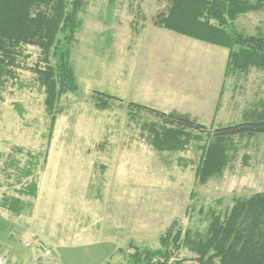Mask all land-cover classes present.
Masks as SVG:
<instances>
[{
    "label": "rangeland",
    "instance_id": "1",
    "mask_svg": "<svg viewBox=\"0 0 264 264\" xmlns=\"http://www.w3.org/2000/svg\"><path fill=\"white\" fill-rule=\"evenodd\" d=\"M169 3L80 0L66 44L77 88L59 93L51 109L32 71L47 65L40 49L22 47L5 69L12 76L0 87V250L15 264H36L37 243L58 264H127L132 245L158 252L162 239L168 254L154 264H198L185 238L203 236L235 198L264 194V135L227 143V167L202 182L196 171L211 138L159 151L152 129L160 123L128 108L188 114L212 131L264 105V72L228 73L227 49L156 24ZM263 27L264 8L240 16L234 29L254 35ZM97 92L120 101L103 108ZM31 184L35 197L23 193ZM10 200L20 201L18 215Z\"/></svg>",
    "mask_w": 264,
    "mask_h": 264
},
{
    "label": "trees",
    "instance_id": "2",
    "mask_svg": "<svg viewBox=\"0 0 264 264\" xmlns=\"http://www.w3.org/2000/svg\"><path fill=\"white\" fill-rule=\"evenodd\" d=\"M79 3L80 0H0L1 88L12 76L5 69L14 66L22 47L29 46L40 49L47 64L44 70H32L39 75L40 85L45 87L47 108L54 106L61 92L76 91L66 44L74 38ZM263 8L264 0H170L167 12L157 16L156 24L227 49L228 73H248L251 69L264 72V27L257 28L254 35L234 29L240 16ZM49 57L54 61L52 65ZM93 99L103 108L110 101H120L98 92ZM128 108L146 113L160 123L158 129H152L154 147L159 151L181 150L187 141L209 136L211 142L196 171L202 182L220 176L227 167V143L236 138L264 135V105L246 112L241 123L212 131L188 114L163 113L136 103H129ZM23 193L35 197L36 186L31 184ZM7 202H11L8 205L4 201L8 209L18 215L20 201ZM185 240L184 244L196 255L198 264H264V194L235 198L226 213L212 216L203 236H188ZM161 247L163 250L153 252L132 245L133 252L128 254L127 264H154V258L168 254L163 239Z\"/></svg>",
    "mask_w": 264,
    "mask_h": 264
},
{
    "label": "built area",
    "instance_id": "3",
    "mask_svg": "<svg viewBox=\"0 0 264 264\" xmlns=\"http://www.w3.org/2000/svg\"><path fill=\"white\" fill-rule=\"evenodd\" d=\"M38 247H36L37 252L39 254L38 261L36 264H58V261L54 259L51 250L42 243H37ZM31 245H29L30 247ZM0 264H12L10 260V256L6 251L0 250Z\"/></svg>",
    "mask_w": 264,
    "mask_h": 264
},
{
    "label": "crops",
    "instance_id": "4",
    "mask_svg": "<svg viewBox=\"0 0 264 264\" xmlns=\"http://www.w3.org/2000/svg\"><path fill=\"white\" fill-rule=\"evenodd\" d=\"M11 260H12V259H11ZM11 263H12V264H15V262H14V261H11Z\"/></svg>",
    "mask_w": 264,
    "mask_h": 264
}]
</instances>
